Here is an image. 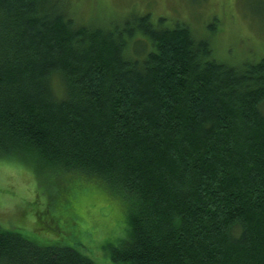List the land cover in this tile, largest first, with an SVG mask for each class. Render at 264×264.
I'll return each mask as SVG.
<instances>
[{"label": "trees", "instance_id": "16d2710c", "mask_svg": "<svg viewBox=\"0 0 264 264\" xmlns=\"http://www.w3.org/2000/svg\"><path fill=\"white\" fill-rule=\"evenodd\" d=\"M178 22L0 0V159L106 190L128 222L117 264H264V57L220 62ZM0 264L98 263L0 227Z\"/></svg>", "mask_w": 264, "mask_h": 264}, {"label": "rangeland", "instance_id": "374dc122", "mask_svg": "<svg viewBox=\"0 0 264 264\" xmlns=\"http://www.w3.org/2000/svg\"><path fill=\"white\" fill-rule=\"evenodd\" d=\"M58 1L77 22L90 26L123 27L126 20L147 14L152 22L164 19L175 25L181 21L199 39L211 42L218 61L232 66L264 57V0ZM143 36L139 33L138 38ZM147 42L143 38L135 46L132 41L130 54L146 55ZM70 207L77 210L68 213H72V227L61 222L66 219L65 208ZM56 212L65 215L58 224L51 220ZM122 214L121 204L98 185L84 186L67 173L55 180L46 173L40 177L31 165L0 159L1 229L16 230L38 244L73 247L98 264H117L110 252L128 234ZM59 224L68 230L56 232Z\"/></svg>", "mask_w": 264, "mask_h": 264}]
</instances>
